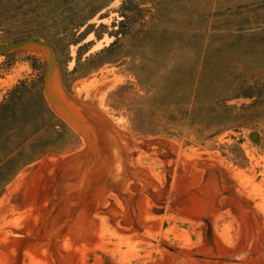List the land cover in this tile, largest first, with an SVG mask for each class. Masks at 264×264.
Masks as SVG:
<instances>
[{"label": "rangeland", "instance_id": "rangeland-1", "mask_svg": "<svg viewBox=\"0 0 264 264\" xmlns=\"http://www.w3.org/2000/svg\"><path fill=\"white\" fill-rule=\"evenodd\" d=\"M25 37L127 141L85 183L44 55L0 53V264H264V0H0Z\"/></svg>", "mask_w": 264, "mask_h": 264}, {"label": "water", "instance_id": "water-1", "mask_svg": "<svg viewBox=\"0 0 264 264\" xmlns=\"http://www.w3.org/2000/svg\"><path fill=\"white\" fill-rule=\"evenodd\" d=\"M17 49H30L44 55L46 65L41 93L51 109L84 139L83 147L69 160L84 162L89 156L93 159L98 152L99 158L107 162L108 151L105 138L110 134L115 138L122 135V138L127 141L126 135L92 103L79 99L63 87L56 72V54L51 44L34 37H25L0 44V53ZM199 258H195L188 264H195L197 260H200Z\"/></svg>", "mask_w": 264, "mask_h": 264}, {"label": "bare ground", "instance_id": "bare-ground-1", "mask_svg": "<svg viewBox=\"0 0 264 264\" xmlns=\"http://www.w3.org/2000/svg\"><path fill=\"white\" fill-rule=\"evenodd\" d=\"M91 95V94H90ZM110 140V144L109 145H107L106 146V144H105V146H106V148H107V151H109V149L110 150H114V151H116L115 150V148H117V146H119V145H117V139L115 140L114 139V137H113V135H110V138H109ZM120 147V146H119ZM109 148V149H108ZM117 149H119V148H117ZM120 151H118V153H119ZM90 157V156H89ZM93 161V163H91ZM118 161V160H117ZM82 162V161H81ZM85 162H88L87 164H84V165H87L84 169H83V174L85 173V174H87V175H83V177H84V182L85 183H92L91 181H93V183H96L97 182V180H98V182L97 183H100V180H101V178H102V180L101 181H105V179H107V178H109V180H110V177L112 178V177H114V176H116V174H117V176L116 177H118V175H120V171L119 170H116V172H114V173H116V174H114V176L112 175L113 173H111L110 171H111V168H109L110 166L108 165V163H106V162H104V161H102V159H100L99 158V154H98V152L96 153V155H95V157L92 159L91 158V160H87V161H85ZM84 162V163H85ZM83 163V162H82ZM81 163V164H82ZM102 165H103V167H102ZM83 166V165H82ZM77 170V169H76ZM113 172V171H112ZM78 173V172H77ZM115 178V177H114ZM100 179V180H99ZM107 182H109V181H107ZM104 183V182H103ZM114 183V181L113 180H110V182L108 183V186L110 185V184H113ZM145 186V185H144ZM87 188V187H86ZM103 188V187H102ZM100 192H102V190L100 191ZM105 192V191H104ZM104 194V193H103ZM102 194V195H103ZM98 195V194H97ZM96 195V198L97 199H101L100 197L101 196H97ZM106 198V197H105ZM104 200V199H103ZM101 201V203H103L104 201ZM98 203V202H97ZM96 207V206H95ZM77 226V225H76Z\"/></svg>", "mask_w": 264, "mask_h": 264}, {"label": "trees", "instance_id": "trees-1", "mask_svg": "<svg viewBox=\"0 0 264 264\" xmlns=\"http://www.w3.org/2000/svg\"><path fill=\"white\" fill-rule=\"evenodd\" d=\"M137 8L140 9V6L137 4ZM166 70V72H168L170 69L166 68V66L163 68V70L161 69V71Z\"/></svg>", "mask_w": 264, "mask_h": 264}]
</instances>
